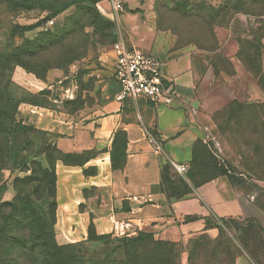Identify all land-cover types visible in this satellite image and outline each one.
<instances>
[{
  "label": "rangeland",
  "instance_id": "374dc122",
  "mask_svg": "<svg viewBox=\"0 0 264 264\" xmlns=\"http://www.w3.org/2000/svg\"><path fill=\"white\" fill-rule=\"evenodd\" d=\"M256 1L122 0V11L116 17L109 0H4L0 4V63L11 65L14 59L9 56L16 46L34 54L28 58L26 52L21 60L35 67L37 74L15 66L11 82L27 94L24 99L28 103L18 106L27 111L17 109L16 120L37 132L29 133L16 149L6 147L0 165V204L10 203L18 194L31 199L35 186L31 181L42 179L46 169L51 182L56 161L62 158L55 149L58 134L37 122L36 111L45 109L71 120L80 114H95L114 99L118 89L108 65L113 59L112 46L117 40L128 44L136 27L144 44L166 47L169 57L187 52L200 93L217 98L213 103L223 105L220 120L225 126L205 131L204 148L199 149L189 178L198 184L218 171L235 174L233 166L224 162L219 140L225 135L230 143L227 152L232 155V130L226 122L235 119L240 120V143L245 153L249 147H257L256 164L245 163L240 168H249L256 181L263 182L264 13ZM123 18L133 24L125 25ZM245 111L258 115L254 132L249 118L241 116ZM17 162L20 165L16 166ZM172 172L177 177L169 189L180 193L182 176ZM243 174L252 177L241 173L249 183ZM209 230L210 234L172 243L176 246L169 249L179 264H264V228L259 224L221 220L211 222ZM137 232L124 238H133ZM115 257L121 259L122 254Z\"/></svg>",
  "mask_w": 264,
  "mask_h": 264
},
{
  "label": "crops",
  "instance_id": "0c3cea01",
  "mask_svg": "<svg viewBox=\"0 0 264 264\" xmlns=\"http://www.w3.org/2000/svg\"><path fill=\"white\" fill-rule=\"evenodd\" d=\"M123 22L133 24L128 18H123ZM130 33L125 45L160 58L163 75L172 85L176 100L168 106L140 102L130 107L114 97L95 114H80L71 120L53 116L45 109L36 111L37 122L47 124L58 134L55 147L60 154L85 156L80 163L57 161L55 165L56 243L85 241L90 224L98 235L112 234L111 217L129 224L130 233H151L158 241L175 244L210 234L211 222L221 220L264 228V181L257 182L249 168H240L245 163L256 164L257 147H249L245 153L240 143V120L226 122L232 130V155L227 152L230 143L225 135L219 138L224 162L233 166L235 174L217 172L202 183H192L188 176L196 166L205 131L225 126V121L220 120L223 105L213 103L217 98L200 93L187 52L169 57L166 47L144 44L138 27ZM108 65L111 76L113 59ZM18 111L27 110L19 107ZM241 116L249 118L254 132L258 115L245 111ZM147 133L160 142V154L154 153ZM118 134L124 135L122 149ZM245 158L247 162L243 161ZM171 163L188 165L187 175H181L187 190L178 196L162 185L163 169L173 171ZM241 173L252 177L255 183L244 181Z\"/></svg>",
  "mask_w": 264,
  "mask_h": 264
},
{
  "label": "trees",
  "instance_id": "16d2710c",
  "mask_svg": "<svg viewBox=\"0 0 264 264\" xmlns=\"http://www.w3.org/2000/svg\"><path fill=\"white\" fill-rule=\"evenodd\" d=\"M2 2L4 0H0V4ZM256 2H259L258 6L263 9L261 12L264 13V0ZM49 46L54 45L52 43ZM26 52V48L16 46L13 54L9 56L14 59L11 65L0 63V165L7 152V146L11 145L16 149L29 133L37 132L33 128L22 125L15 117L18 106L28 102L24 99V95H27L26 92L11 82L13 68L21 66L26 71L37 74L35 67L25 64L21 60L25 57ZM27 56L33 58L34 54L29 53ZM49 69L44 68L43 70ZM124 103L132 107L129 101ZM32 105L39 106L38 104ZM117 142L120 149L124 148V135L118 134ZM40 150L41 148H39ZM122 154L123 152L119 151V156ZM60 156L62 158L57 161H63L66 164L80 163L85 159V156L79 155L64 156L60 154ZM70 158L77 161H65ZM18 165L20 163L17 162L16 166ZM48 172L46 169L43 170L44 177L42 179L31 181L35 185L32 188L31 199L18 194L10 203L0 204V264H179V258L174 256L173 251L169 249L172 245L178 244L156 241L151 233L142 231H138L133 238L114 239L109 234L98 235L93 225L90 224L85 241L58 245L54 232L56 219L55 167L51 182L50 176L47 179ZM218 172L225 173L224 171ZM216 174L214 173L213 176ZM176 177L170 168L164 167L162 185L170 194L178 196L185 193L187 189L184 182L180 180L178 183L182 188L181 192H171L169 187L174 186L173 182ZM192 180L191 182L194 183ZM118 253L122 254L121 259H116L115 256Z\"/></svg>",
  "mask_w": 264,
  "mask_h": 264
},
{
  "label": "built area",
  "instance_id": "2783aa9c",
  "mask_svg": "<svg viewBox=\"0 0 264 264\" xmlns=\"http://www.w3.org/2000/svg\"><path fill=\"white\" fill-rule=\"evenodd\" d=\"M109 4L117 17L122 11V0H109ZM52 21L48 22L51 25ZM113 65L111 78L118 87L116 101H129L133 106L140 102L170 105L176 100V93L163 75V62L157 56L135 48H128L122 40H117L112 46ZM146 138L155 154L161 153L160 142L150 133ZM173 170L179 175H185L188 165L171 163ZM244 177V176H243ZM245 178V177H244ZM249 183H255L253 178H245ZM112 235L117 238L130 236V225L110 218Z\"/></svg>",
  "mask_w": 264,
  "mask_h": 264
}]
</instances>
